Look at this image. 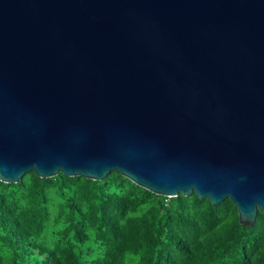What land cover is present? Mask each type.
Segmentation results:
<instances>
[{"label":"water","instance_id":"water-1","mask_svg":"<svg viewBox=\"0 0 264 264\" xmlns=\"http://www.w3.org/2000/svg\"><path fill=\"white\" fill-rule=\"evenodd\" d=\"M112 170L264 212V0H0V181Z\"/></svg>","mask_w":264,"mask_h":264},{"label":"trees","instance_id":"trees-1","mask_svg":"<svg viewBox=\"0 0 264 264\" xmlns=\"http://www.w3.org/2000/svg\"><path fill=\"white\" fill-rule=\"evenodd\" d=\"M0 264H264V212L168 197L110 171L0 181Z\"/></svg>","mask_w":264,"mask_h":264}]
</instances>
